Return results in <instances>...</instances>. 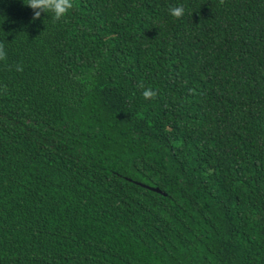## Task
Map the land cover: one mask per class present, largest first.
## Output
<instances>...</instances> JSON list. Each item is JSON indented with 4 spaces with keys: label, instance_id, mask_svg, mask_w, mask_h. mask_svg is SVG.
Returning a JSON list of instances; mask_svg holds the SVG:
<instances>
[{
    "label": "trees",
    "instance_id": "trees-1",
    "mask_svg": "<svg viewBox=\"0 0 264 264\" xmlns=\"http://www.w3.org/2000/svg\"><path fill=\"white\" fill-rule=\"evenodd\" d=\"M71 3L0 0V264H264V0Z\"/></svg>",
    "mask_w": 264,
    "mask_h": 264
},
{
    "label": "clouds",
    "instance_id": "clouds-1",
    "mask_svg": "<svg viewBox=\"0 0 264 264\" xmlns=\"http://www.w3.org/2000/svg\"><path fill=\"white\" fill-rule=\"evenodd\" d=\"M24 3L33 11V19H39L42 13L47 14L52 20L63 19L72 8L71 0H24ZM185 9L182 5H176L168 9V15L172 18H180ZM145 100L154 96L150 88L142 92ZM131 182L135 183L131 180Z\"/></svg>",
    "mask_w": 264,
    "mask_h": 264
},
{
    "label": "water",
    "instance_id": "water-1",
    "mask_svg": "<svg viewBox=\"0 0 264 264\" xmlns=\"http://www.w3.org/2000/svg\"><path fill=\"white\" fill-rule=\"evenodd\" d=\"M131 181V180H130ZM135 184H138V185H141L142 187H145L146 189H149L151 191H155V192H159V193H162V191L159 189V188H154V187H151V186H147L145 184H142L140 182H135Z\"/></svg>",
    "mask_w": 264,
    "mask_h": 264
}]
</instances>
